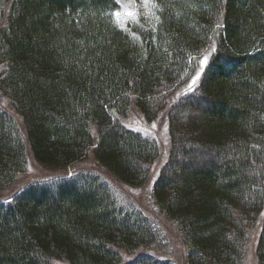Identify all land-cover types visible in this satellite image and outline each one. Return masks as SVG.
Masks as SVG:
<instances>
[{
  "label": "trees",
  "instance_id": "trees-1",
  "mask_svg": "<svg viewBox=\"0 0 264 264\" xmlns=\"http://www.w3.org/2000/svg\"><path fill=\"white\" fill-rule=\"evenodd\" d=\"M138 1L146 16L120 27L115 0H0V93L23 130L0 109V192L26 146L58 171L91 155L141 188L158 145L118 118L164 114L150 194L183 233L184 263L240 264L259 229L264 264V0ZM126 210L95 173L29 185L0 202V264H171L125 262L154 238Z\"/></svg>",
  "mask_w": 264,
  "mask_h": 264
},
{
  "label": "rangeland",
  "instance_id": "rangeland-1",
  "mask_svg": "<svg viewBox=\"0 0 264 264\" xmlns=\"http://www.w3.org/2000/svg\"><path fill=\"white\" fill-rule=\"evenodd\" d=\"M115 2L118 10L114 12V18L120 27H123L128 22L137 20L144 8L138 0H115ZM143 14L146 16V13ZM0 109L14 119L23 135L20 121L13 112L7 98L1 95V93ZM118 120L127 128L152 138L158 145V158L153 166L150 167L149 179L144 186L138 189L120 186L112 176L96 164L91 155L64 170H53L36 163L26 146V159L23 170L17 174L14 181L6 189L0 192V202L8 201L24 188L34 183H41L53 178L71 175L74 172L85 171L95 173L102 181L111 186L113 192H115L119 206L125 210L128 209V212H135L143 216L154 228V238L149 245L140 247L132 253H122L123 259L126 260L125 262L138 255L146 254L158 260L168 261L171 264H185L184 254L186 246L182 240L183 233L180 232L177 223L169 220L157 207L150 194L151 184L157 175L158 169L163 164L168 150L166 117L163 114L158 120L147 122L135 108L131 107L128 114L118 118ZM22 138L24 140L23 136ZM258 235L259 229H254L249 233L247 247L240 264H257L255 247Z\"/></svg>",
  "mask_w": 264,
  "mask_h": 264
},
{
  "label": "snow or ice",
  "instance_id": "snow-or-ice-1",
  "mask_svg": "<svg viewBox=\"0 0 264 264\" xmlns=\"http://www.w3.org/2000/svg\"><path fill=\"white\" fill-rule=\"evenodd\" d=\"M194 82V81H193Z\"/></svg>",
  "mask_w": 264,
  "mask_h": 264
}]
</instances>
